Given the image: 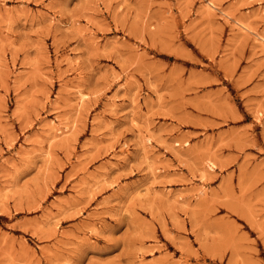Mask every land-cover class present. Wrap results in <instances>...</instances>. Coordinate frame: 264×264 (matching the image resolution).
<instances>
[{"label":"rangeland","instance_id":"obj_1","mask_svg":"<svg viewBox=\"0 0 264 264\" xmlns=\"http://www.w3.org/2000/svg\"><path fill=\"white\" fill-rule=\"evenodd\" d=\"M209 1L0 0V264H264V0Z\"/></svg>","mask_w":264,"mask_h":264},{"label":"bare ground","instance_id":"obj_2","mask_svg":"<svg viewBox=\"0 0 264 264\" xmlns=\"http://www.w3.org/2000/svg\"><path fill=\"white\" fill-rule=\"evenodd\" d=\"M214 2H215L214 0H213V1H209V4H208L209 6H208V7H209V8H215V9H216V7H217L216 4H215L216 2H215V3H214ZM219 5H220V4H219ZM205 7H206V6H205ZM208 7H206V8H208ZM220 8H221V6H220ZM215 9H211V10L214 12ZM206 10H208V9H206ZM209 11H210V9H209ZM212 11H211V12H212ZM219 11H221V10H219ZM214 14H217V10H216V12H215ZM224 16H225V15H224ZM225 18H228V17H225ZM50 19H51V18H50ZM238 23H239V22H238ZM238 25H239V24H238ZM244 27H245V25H244ZM247 27H248V26H247ZM247 27H246V28H247ZM242 28H243V27H242ZM255 32H256V31H255ZM255 32H254V33H255ZM254 37H256V36H254ZM262 41H263V40H262ZM262 41H261V42H262ZM257 42H259V41H257ZM261 45H262V44H261ZM261 47L264 48V46H261ZM66 57H68V56L66 55ZM63 59L65 60V58H63ZM68 59H69V58H68ZM60 62H61V61H60ZM63 62H64V61H63ZM65 62H66V60H65ZM67 62H69V60H68ZM115 158H117V157H115ZM111 163H112V162H111ZM114 163H115V162H114ZM114 163H113V164H114ZM108 164H109V163H108ZM114 165H115V164H114ZM115 166H116V165H115ZM108 167H109V166H108ZM110 168H111V166H110ZM106 169H107V167H106ZM202 186H203V185H202ZM196 188H197V187H195V190H197ZM201 188H202V187H201ZM169 193H171V192H169ZM178 194H179V193H178Z\"/></svg>","mask_w":264,"mask_h":264}]
</instances>
